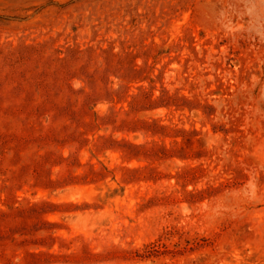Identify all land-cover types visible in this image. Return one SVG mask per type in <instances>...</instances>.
Instances as JSON below:
<instances>
[{"label":"rangeland","instance_id":"374dc122","mask_svg":"<svg viewBox=\"0 0 264 264\" xmlns=\"http://www.w3.org/2000/svg\"><path fill=\"white\" fill-rule=\"evenodd\" d=\"M0 264H264V0H0Z\"/></svg>","mask_w":264,"mask_h":264}]
</instances>
